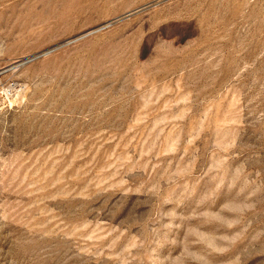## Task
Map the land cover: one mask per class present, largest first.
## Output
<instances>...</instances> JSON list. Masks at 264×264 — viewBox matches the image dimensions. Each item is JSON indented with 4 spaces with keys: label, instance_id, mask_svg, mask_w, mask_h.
<instances>
[{
    "label": "rangeland",
    "instance_id": "1",
    "mask_svg": "<svg viewBox=\"0 0 264 264\" xmlns=\"http://www.w3.org/2000/svg\"><path fill=\"white\" fill-rule=\"evenodd\" d=\"M0 264H264V0H0Z\"/></svg>",
    "mask_w": 264,
    "mask_h": 264
}]
</instances>
